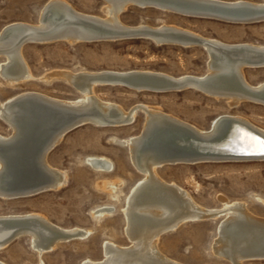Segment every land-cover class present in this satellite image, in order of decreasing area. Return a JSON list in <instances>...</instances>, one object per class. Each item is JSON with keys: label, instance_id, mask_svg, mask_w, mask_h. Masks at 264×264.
Instances as JSON below:
<instances>
[{"label": "bare ground", "instance_id": "1", "mask_svg": "<svg viewBox=\"0 0 264 264\" xmlns=\"http://www.w3.org/2000/svg\"><path fill=\"white\" fill-rule=\"evenodd\" d=\"M102 1L103 18L80 13L64 0H48L36 24L14 22L4 26L0 30V56L4 57L0 63V78L9 86L35 79L21 53L22 46L28 43L121 39V35L138 29L159 32L162 36L150 33V37H142L158 45L204 48L208 58L207 74L173 77L152 71H83L84 74L75 76L63 71L53 73L51 77L64 78L83 98L77 101L60 100L27 91L0 101V119L12 130L8 136L0 134V198H25L59 189L66 182V174L52 167L47 155L65 133L87 122L99 126H124L134 120L137 110H141L145 123L140 135L120 141L128 147L131 163L142 175V179L128 193L123 207L124 234L130 243L118 246L106 241L102 246L101 260L85 259L80 264H179L165 258L157 250L159 237L182 223L220 215H223L224 221L219 226V236L215 241L217 254L229 258L232 264H244L243 258L250 256H264V220L253 217L244 203L228 204L221 197L224 209L205 210L186 191L164 181L157 173L158 168L167 164L264 160V130L242 117L230 115L217 118L209 130H200L147 105L139 104L125 111L102 101L94 92L96 85L105 84L124 85L139 91L169 87L170 91L191 89L216 99H225L233 107L243 101L264 106V81L250 85L243 74L244 68H264V45L227 44L165 24L156 28L127 27L118 19L126 7L133 5L228 23H254L264 21V1ZM115 76H122L119 80L123 83L105 82L115 80ZM49 77L44 79L49 80ZM86 162L99 172L109 173L112 170V163L106 158L89 157ZM119 183L117 180L104 181L101 185L110 198L117 199ZM113 210L112 206L106 205L94 210L92 215L102 217ZM89 234L90 231L80 228L58 227L37 213L0 216V249L17 238L28 237L30 247L39 258L59 243L83 239ZM0 264L4 263L0 261ZM38 264L43 262L39 259Z\"/></svg>", "mask_w": 264, "mask_h": 264}, {"label": "rangeland", "instance_id": "2", "mask_svg": "<svg viewBox=\"0 0 264 264\" xmlns=\"http://www.w3.org/2000/svg\"><path fill=\"white\" fill-rule=\"evenodd\" d=\"M47 1L0 0V30L14 22L36 24ZM64 1L80 13L100 18L105 16L101 11L102 0ZM245 1L261 3L264 0ZM118 19L127 27L140 25L156 28L165 24L227 44L264 45V21L228 23L133 5L126 7ZM121 39L78 43L55 41L22 46L23 60L35 79L9 86L0 78V101L4 102L27 91L60 100L77 101L83 98L64 78H52L53 73L63 71L74 73L75 76L84 72L152 71L173 77L186 74L201 76L207 72V53L200 46L158 45L142 37ZM2 57L0 63L4 60ZM243 74L250 85L264 81V68H244ZM47 76H50L49 80L44 79ZM126 87L96 85L94 92L102 101L125 111L139 104L147 105L150 109L174 116L200 130H209L212 123L224 115L242 117L264 130V106L259 104L243 101L233 107L225 99H216L191 89L155 92L148 88L139 91ZM144 118V113L137 110L134 120L124 126H99L87 122L65 133L47 155L48 163L66 174L64 185L57 190L30 197L10 200L0 198V216L37 213L58 227L80 228L90 231V234L83 239L59 243L40 258L30 247L29 238L20 237L0 249V261L4 264H38L40 259L43 264H80L85 259L101 260L102 246L106 241L128 246L130 242L124 234L123 207L128 193L142 179V175L131 163L128 147L120 141L140 135ZM11 131L0 119V134L8 136ZM89 157L108 159L112 163V170L106 173L92 169L86 162ZM157 173L164 181L186 191L205 210L224 209L219 199L222 197L228 204L244 203L253 217L264 220V160L167 164L158 168ZM116 180L120 182L119 194L117 199H112L107 190L102 188L101 182ZM106 205L114 208L110 214L102 217L92 215L94 210ZM223 221V215H220L182 223L175 230L159 237L157 250L165 258L179 264H232L229 258L215 252L218 229ZM242 262L264 264V256H250L243 258Z\"/></svg>", "mask_w": 264, "mask_h": 264}, {"label": "water", "instance_id": "3", "mask_svg": "<svg viewBox=\"0 0 264 264\" xmlns=\"http://www.w3.org/2000/svg\"><path fill=\"white\" fill-rule=\"evenodd\" d=\"M152 34L153 36H162L159 34V32H154V31H149V30H144V29H138V30H134L128 34H125V35H121L120 37H123V38H132V37H150L151 35L149 34ZM102 38V37H100ZM168 41V40H167ZM171 41V40H170ZM161 42H166L165 40H161ZM172 42H175V41H172ZM122 77V76H115V80L113 81H110V80H105V82L107 83H114V84H120L123 83L122 81L119 80V78ZM110 78H113V77H110ZM149 90L151 91H161V92H168L170 91L169 90V87H164V88H160L158 90H156V88H148Z\"/></svg>", "mask_w": 264, "mask_h": 264}]
</instances>
